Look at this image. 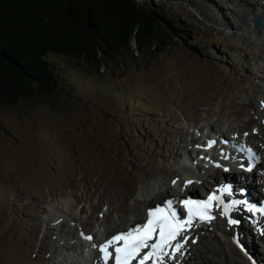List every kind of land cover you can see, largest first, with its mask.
Returning a JSON list of instances; mask_svg holds the SVG:
<instances>
[{"label": "rangeland", "instance_id": "obj_1", "mask_svg": "<svg viewBox=\"0 0 264 264\" xmlns=\"http://www.w3.org/2000/svg\"><path fill=\"white\" fill-rule=\"evenodd\" d=\"M151 1L190 31L98 70L51 53L65 89L0 105V264H76L87 233L108 236L188 181L198 186L206 150L218 152L206 145L210 125L264 131V32L244 27L256 0ZM246 224L234 230L264 264V237ZM192 254L172 261L205 264Z\"/></svg>", "mask_w": 264, "mask_h": 264}, {"label": "trees", "instance_id": "obj_2", "mask_svg": "<svg viewBox=\"0 0 264 264\" xmlns=\"http://www.w3.org/2000/svg\"><path fill=\"white\" fill-rule=\"evenodd\" d=\"M188 26L151 0H0V105L65 89L51 53L98 70L184 37Z\"/></svg>", "mask_w": 264, "mask_h": 264}, {"label": "bare ground", "instance_id": "obj_3", "mask_svg": "<svg viewBox=\"0 0 264 264\" xmlns=\"http://www.w3.org/2000/svg\"><path fill=\"white\" fill-rule=\"evenodd\" d=\"M246 3H248V6H249L247 11L251 10L249 13V15L251 16L250 19H252V17L256 14H260L262 17H264V0H256L255 2L246 1ZM247 25L251 27L252 22L251 21L249 23L245 22L244 27ZM253 29H254V27H253ZM261 31L264 32L262 28H258V32H261ZM256 110H257L258 116L264 120V100L263 99H261V98L258 99ZM251 123H253V124L255 123V120H253L252 118L249 120L248 123H246V126H244V127H248L249 125H251ZM254 128H256V127H254ZM259 129H253L246 136L239 135V137H241V140L246 142V143L247 142L250 143L251 142L250 140L252 138L257 140V142L259 141V143L254 145V146L257 148V150H260V149H262L261 145H264V131L262 130L263 132H261V130H259ZM210 130H211V132H214V134H217L218 136H226V135L222 134V132L220 130L216 129L213 125H210ZM238 131H242V133H244V131L242 129H237V130L233 131V133H231V134H234V133L237 134ZM244 134H246V133H244ZM220 138H222V137H220ZM195 140H196V138L192 139V141H195ZM221 145H222V143H221ZM221 145L219 147H221ZM257 153H258V151H257ZM192 158H193V156H192ZM211 160H212V162L208 166L207 171H206L207 174H209L208 176H209L210 181L202 182L200 184V186L198 185L200 188H203L205 185H212L215 183L216 180H218V181L219 180L220 181L221 180H230V181H232V185L234 186V190H233V193H231V194L224 193L223 194L224 198H226V196H228V197H238L239 195L243 196V195L248 193V194H250V198H249L250 203L251 202H258L260 200L261 196L256 192V190H255L256 188L253 186L251 179L259 177V174H264V163H263V159L261 157H259V160L257 161V164L255 166L256 172H254L255 174H258V176L252 175L251 177H246V176L244 177V176L239 175L240 179H238L237 174H234V172H235L234 169H232V171L228 172V173L222 172L221 169L223 168V166L228 164V162L226 160L224 161L222 159H219L215 155L211 156ZM243 165H246V163H243ZM198 167L200 169L201 165L198 164ZM242 188H245L244 192H241ZM191 189H194V184L191 183L189 185H185V188H180L177 191V193H175V195L174 194L172 195V198L175 197V200H176V198L178 199V197L183 195L185 193V191H189ZM144 194H145V197H144V203L145 204L144 205L146 207L147 203H150L151 201H150L149 193L145 192ZM246 202L248 204V201H246ZM174 205H175V203H174ZM150 206H151V204H150ZM150 206H147L146 208H144L143 211L141 210L142 213L140 214V216H137L133 220V222L130 223L129 225L130 226L134 225L138 221L143 219L147 213V209ZM254 211H255L254 217H249V218L246 215V213L249 214L248 211H246V213H244V209L242 211L239 209H235V210L231 211L230 214L233 212L237 217H239L241 220H243L245 223V227H247V224H246L247 222H248V226H249V220H250L251 224L253 226L252 228H250L251 229L250 234H252L255 231L257 234H259V230L261 228H264V219L261 218L262 215L259 212V209L255 208ZM214 216H215V219L211 220L210 222L195 223V226L192 227L186 233V235L188 237L187 244L185 245L184 249L182 250V255L178 254V258L175 260V262L176 261L185 262L187 260L188 261L192 260V258L196 257L195 255L192 254V250H196L198 252L199 258H202L203 260L206 259V262L204 261L205 264L206 263L207 264L215 263V260L209 256V253L211 251L214 252L215 257L221 258V260L223 261L224 264H251V262L254 261V258L251 255L247 254L246 253L247 251L244 248L242 249V247H241V245L244 244L249 249V246L247 245L248 241L246 240L248 238V234L246 232H243V230L235 231L234 228H236V227H234V225H229L226 222V218L224 215H221V216L217 215L216 216V214H214ZM249 216H251V214H249ZM212 229L215 230L219 234L218 237H216L217 234H214ZM62 230H63V228H62ZM245 231H248V230L246 229ZM88 234H91V236L93 237V240L90 241V245L93 248V254L88 259L87 263L88 264H97L99 253H98L97 249L93 247V244H99V243L103 242L104 240H106L110 237H108L109 235L106 236V231H104L100 234L99 239H98V236L95 237V234H93V233H87L86 235H88ZM111 234H113V232ZM237 240H240L239 244L237 243ZM207 244L210 245L211 250L207 249L208 248ZM213 245H215V246H213ZM246 255H247V257H246ZM109 264H111V261L109 262ZM133 264H136V262L133 261ZM148 264H151V261H149ZM167 264H174V261L167 260ZM257 264H261V263H257Z\"/></svg>", "mask_w": 264, "mask_h": 264}, {"label": "snow or ice", "instance_id": "obj_4", "mask_svg": "<svg viewBox=\"0 0 264 264\" xmlns=\"http://www.w3.org/2000/svg\"><path fill=\"white\" fill-rule=\"evenodd\" d=\"M213 144L215 141H210L208 146L211 147ZM249 152L256 160L259 159L255 153H251V150ZM251 170L252 167L249 166L248 171ZM223 192L231 194L232 187L230 185L224 187ZM214 201L215 206L222 209L220 214L224 216L247 204L243 200H233L225 204L222 196L215 193L206 200L185 199L182 203L187 208V216L182 219L173 208V201L168 200L163 206L150 208L144 223L119 232L99 244H93L99 253L97 264H109L110 261L111 264H133V261L136 264H148L149 261L151 264H167V260H176L178 254L182 255V250L187 244L186 233L195 226V223L210 222L215 219L211 214ZM259 211L264 213V208H260ZM228 223L236 225L240 221L229 218ZM259 234L264 237V228L259 230ZM85 239L92 241L93 237L87 235ZM237 243L239 244V240ZM241 247L243 249V245ZM251 264H255V261Z\"/></svg>", "mask_w": 264, "mask_h": 264}, {"label": "water", "instance_id": "obj_5", "mask_svg": "<svg viewBox=\"0 0 264 264\" xmlns=\"http://www.w3.org/2000/svg\"><path fill=\"white\" fill-rule=\"evenodd\" d=\"M252 25L254 28H262L264 31V18L260 14H256L252 17Z\"/></svg>", "mask_w": 264, "mask_h": 264}]
</instances>
